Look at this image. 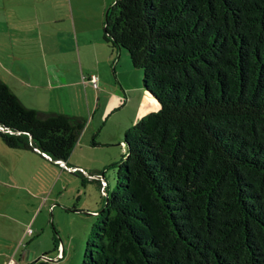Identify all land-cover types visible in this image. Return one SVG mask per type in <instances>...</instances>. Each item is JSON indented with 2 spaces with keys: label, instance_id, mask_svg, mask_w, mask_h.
Returning a JSON list of instances; mask_svg holds the SVG:
<instances>
[{
  "label": "trees",
  "instance_id": "obj_1",
  "mask_svg": "<svg viewBox=\"0 0 264 264\" xmlns=\"http://www.w3.org/2000/svg\"><path fill=\"white\" fill-rule=\"evenodd\" d=\"M103 38L158 109L124 133L81 264H264V0H115ZM86 123L0 79L8 147L56 166Z\"/></svg>",
  "mask_w": 264,
  "mask_h": 264
},
{
  "label": "crops",
  "instance_id": "obj_2",
  "mask_svg": "<svg viewBox=\"0 0 264 264\" xmlns=\"http://www.w3.org/2000/svg\"><path fill=\"white\" fill-rule=\"evenodd\" d=\"M74 1L0 0V79L6 82L28 107L86 118L88 124L83 133L81 132L70 157L66 162L59 161L56 166L60 177L66 172L75 174L67 167L84 168V172L79 174L86 176L87 181L93 182L102 192L100 179L88 178L89 175L97 174L105 178L104 170L101 171L102 166L97 162L101 158L89 151L97 145L95 136L98 131L93 133L90 141L85 139V134L91 125L92 129H97L103 120L107 121L115 111L138 94V86L135 85L137 81L133 85L132 80L126 82L124 78V73H128L137 79L138 73L132 71L130 65L125 63L122 49H112L106 44L103 27L99 22L92 29L77 23ZM108 1H102V12ZM68 4L71 6L70 11ZM61 7L63 10L60 12ZM102 12L99 18L102 17ZM80 19L78 16L79 21ZM59 20L66 22V35L61 38L56 27ZM46 36L51 37L52 42L50 38L46 39ZM110 69L116 71L114 79L107 75ZM92 73L99 76L98 87L82 81L85 74ZM69 94L76 97L73 99L75 104L69 98L65 106L62 99ZM140 96L142 109L137 111V120L148 110L156 109V106L158 109V105L153 103L155 100L148 93L143 91ZM130 121H133V118ZM120 135L119 133L118 136ZM5 152L6 159L12 161L10 164L13 173L17 175H27L24 172L27 165L30 167L40 160L38 153L29 150L15 149ZM8 174L11 175L9 169ZM108 188L109 183L106 190ZM97 211L93 210L94 213ZM29 252L32 253L33 259L35 252L24 250L21 246L9 253L0 251V264H9L13 259L17 261L15 257L19 260L17 264H27L30 261L26 260ZM47 252L42 253L45 255ZM54 252L50 254L55 255L53 264L67 262V251H62V257H58L59 251Z\"/></svg>",
  "mask_w": 264,
  "mask_h": 264
},
{
  "label": "rangeland",
  "instance_id": "obj_3",
  "mask_svg": "<svg viewBox=\"0 0 264 264\" xmlns=\"http://www.w3.org/2000/svg\"><path fill=\"white\" fill-rule=\"evenodd\" d=\"M102 1L75 0L77 23L84 24L88 29L94 28L99 23L103 27L106 9L115 0H109L103 12ZM70 7L68 4L69 11ZM60 9L61 12L63 8ZM101 12L102 17L99 18ZM78 16L81 17L80 21ZM59 21L56 27L60 34L58 36L61 38L66 35V22ZM43 33L47 34L46 31ZM45 38H50L52 42L51 37L46 36ZM122 51L125 63L130 65L132 71L138 73L137 79L128 73H124V78H126V82L132 80L133 85L137 81L135 85L138 86V94L133 96L129 103L115 111L107 121L103 120L97 129H92L93 125H91L85 134V139L90 141L93 133L98 131V135L95 136L97 145L89 151L96 153L101 158L98 159L97 156L96 160L98 159L97 162H100L99 164L102 166L101 171L104 170L106 186L109 183L108 192L115 188L116 167L113 165L122 157L124 133L139 116L137 111L139 108L142 109L140 93L144 91L143 70L133 66L129 52L125 48H122ZM115 74L116 71L113 69L107 72V75L113 79ZM90 75L85 74L83 77ZM83 77L82 81L84 82ZM69 98L75 104L73 99L76 97L74 94H69L62 99L65 106H67L65 103L69 102ZM153 103L158 105L155 101ZM155 110H157V106L156 109L153 108L148 112ZM131 118L133 121H130ZM5 149L15 150L8 147L0 137V251L9 253L21 246L24 250L35 252L33 259L40 258L44 261L42 264H53L55 255L50 254L58 251L54 246L56 238L58 243H63L61 244L64 247L63 250L67 251L68 259L65 264H81L87 239L96 220V213L93 210L99 211L104 205L103 192L97 189L93 182L87 181L86 176L79 173L66 172L60 177L57 166L43 160L40 155L38 163L35 162L30 167L27 165L26 171H24L27 175L23 173L17 175L12 171L10 164L12 161L6 159L5 151L7 150ZM79 168L82 169L81 172H84V168ZM8 169L11 175L8 174ZM29 229H32V233H28ZM43 251H48L45 256L49 259L41 258L44 256ZM15 258L19 261L17 257Z\"/></svg>",
  "mask_w": 264,
  "mask_h": 264
},
{
  "label": "built area",
  "instance_id": "obj_4",
  "mask_svg": "<svg viewBox=\"0 0 264 264\" xmlns=\"http://www.w3.org/2000/svg\"><path fill=\"white\" fill-rule=\"evenodd\" d=\"M98 81H99V77L98 75L96 74H91L89 77H84V82L87 83H91L92 85L94 86H97L98 85ZM70 171H82L81 168L79 167H67ZM89 177H94V178H97V179H100V182H101V187H102V192L103 194L105 195L106 194V180L105 178H103V176L101 174H97V175H89ZM28 233H32V229H29ZM58 251H59V254H58V257H62V251L63 250V247L61 245L58 246ZM9 264H17V261H15L14 259L10 261Z\"/></svg>",
  "mask_w": 264,
  "mask_h": 264
},
{
  "label": "water",
  "instance_id": "obj_5",
  "mask_svg": "<svg viewBox=\"0 0 264 264\" xmlns=\"http://www.w3.org/2000/svg\"><path fill=\"white\" fill-rule=\"evenodd\" d=\"M42 259H49L48 257H46L45 255L41 257ZM40 258L37 259H32V253H28V256L26 257V260H31L29 264H34L36 261H38Z\"/></svg>",
  "mask_w": 264,
  "mask_h": 264
}]
</instances>
